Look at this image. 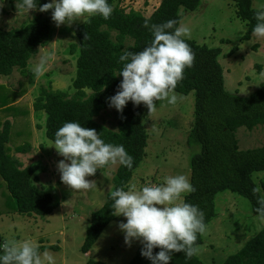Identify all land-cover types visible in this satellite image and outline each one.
<instances>
[{"label": "rangeland", "instance_id": "obj_1", "mask_svg": "<svg viewBox=\"0 0 264 264\" xmlns=\"http://www.w3.org/2000/svg\"><path fill=\"white\" fill-rule=\"evenodd\" d=\"M117 1L124 11H136L144 17H149L161 2ZM0 2V29L5 31L29 24L39 13L26 14L17 10L16 4L9 0ZM252 4L254 9L264 8V0H253ZM179 16L180 23L189 29L182 38L219 49L218 62L223 69L226 92L246 97L264 82V39L252 35L243 39L246 25L237 18L234 3L200 0L195 11L180 9ZM88 17L85 14L70 25L60 27L53 22L48 42L28 62L25 74L14 69L11 75L0 76V104L2 99L5 100V106H0L3 109L0 110V132L4 121L10 124L6 152L22 168H37L32 181L35 191L52 195V205L55 206L49 215L42 217L10 211L5 204L9 199L8 191L0 178V242L31 239L39 247H47L45 251L52 255L54 264H88V261L129 264L140 243L134 241L131 246L125 245L123 233L117 227L125 222L123 216H115L88 253L80 251L90 215L103 205L106 196L113 190L112 180L119 164L103 166L95 176L86 178L96 181V189L70 190L60 181L56 165L63 157L57 154L52 142L45 136V115L33 110L41 89L58 90L68 96L75 92L72 81L78 54H71L70 46L76 45L74 29ZM38 56L50 58L47 71L39 76L33 72ZM182 96L183 100L176 105L155 101L156 110L150 114L141 104L147 136L145 157L133 172L127 190L148 183L160 184L169 175L184 174L189 178L190 160L200 147L188 141L194 122V94L191 92ZM95 122L111 131L117 130V118L112 110L102 111ZM235 136L239 150L259 148L264 145V126L250 131L240 128ZM21 147L25 148L24 152L19 150ZM252 180L264 200V172L253 173ZM214 205L215 217L201 233L202 243L195 253L203 264H222L264 227V221L256 219L249 202L241 196L229 191L219 192Z\"/></svg>", "mask_w": 264, "mask_h": 264}, {"label": "trees", "instance_id": "obj_2", "mask_svg": "<svg viewBox=\"0 0 264 264\" xmlns=\"http://www.w3.org/2000/svg\"><path fill=\"white\" fill-rule=\"evenodd\" d=\"M224 1L235 4L237 18L246 25L243 39H249L256 23L254 14L257 9L253 8V0ZM9 2L16 4V0ZM47 2L49 0H40V4ZM108 3L113 8L109 19L105 20L99 15L89 16L74 29L76 45L70 46V53L78 54L75 78L72 81L75 92L68 96L58 90L41 89L34 101L33 110L44 113L45 136L51 142L55 131L64 122L75 121L83 127L95 129L106 143L123 145L133 157V166L130 169L118 166L112 180L114 191L116 188L127 190L133 172L145 157L147 141L142 105L133 106L129 102L122 114L108 106L107 98L116 93L122 80L117 75L121 68L118 57L123 49L141 51L151 42L152 34L145 23L150 26L170 19L180 22L179 10L193 12L200 0H161L149 17L132 10L124 11L117 5V0H108ZM52 23L49 12H39L29 24L19 29H0V76H9L14 69L25 74L28 62L48 42ZM185 41L195 54V59L192 66L185 69L184 78L177 84L175 91L181 95L194 94V122L188 141L198 144L200 150L192 156L189 166V180L195 191L187 193L184 199L203 210L206 225L215 217V196L223 191L245 198L252 214L256 215L254 209L257 201L262 199L252 174L264 172V145L241 151L235 133L240 128L250 131L264 126V82L246 97L226 92L223 69L218 62L219 49L198 45L187 39ZM1 101L0 106L4 107L5 100ZM105 110L114 111L117 118L116 131L95 122V118ZM9 132L10 124L4 122L0 132V178L9 195L5 204L10 211L20 215L47 216L55 208L52 205L53 197L35 191L32 184L37 171L35 166L22 168L20 163L9 157L6 152ZM19 150L24 152L25 148ZM110 194L106 196L103 205L90 215L80 248L82 254L91 250L104 228L115 220ZM201 243L200 233L197 235L196 246ZM39 248L41 252L47 250V247ZM140 250L141 245L129 264H150L140 255ZM158 251L153 250L154 254ZM88 264L104 263L88 261ZM170 264L203 263L195 254L186 259L183 253H173ZM222 264H264V227Z\"/></svg>", "mask_w": 264, "mask_h": 264}, {"label": "clouds", "instance_id": "obj_3", "mask_svg": "<svg viewBox=\"0 0 264 264\" xmlns=\"http://www.w3.org/2000/svg\"><path fill=\"white\" fill-rule=\"evenodd\" d=\"M16 8L26 14L51 12V20L57 27L70 25L85 14L107 20L113 12L108 0H49L43 4L40 0H16ZM254 18L251 35L264 39V8L257 10ZM145 27L152 34L151 42L141 51L123 49L118 57L121 68L117 75L122 80L107 103L121 114L129 102L133 106L143 104L150 114L156 110L155 101H166L168 105L182 101L183 96L175 89L195 59L190 45L182 38L189 29L179 21L170 19L150 26L145 23ZM49 59L38 56L33 66L35 75L47 71ZM52 144L63 157L56 165L60 181L70 190L96 189V181L86 178L95 176L103 166L119 164L129 169L133 166V157L123 145L106 143L95 129L83 127L79 122H64L55 131ZM194 191L184 174L165 176L160 184L112 191L113 215L123 216L125 221L117 225L125 245L139 242L140 255L150 264H170L173 253L191 258L197 252V235L206 230L203 210L184 199L183 194ZM254 212L256 219L264 221V200L257 201ZM154 249L159 251L154 254ZM0 264H54V259L50 253L41 252L31 239H13L0 243Z\"/></svg>", "mask_w": 264, "mask_h": 264}, {"label": "crops", "instance_id": "obj_4", "mask_svg": "<svg viewBox=\"0 0 264 264\" xmlns=\"http://www.w3.org/2000/svg\"><path fill=\"white\" fill-rule=\"evenodd\" d=\"M0 110H3V109H0ZM4 122H6V121H4ZM45 130V129H44ZM44 133H45V131H44Z\"/></svg>", "mask_w": 264, "mask_h": 264}]
</instances>
